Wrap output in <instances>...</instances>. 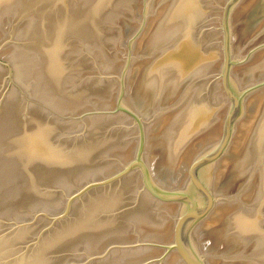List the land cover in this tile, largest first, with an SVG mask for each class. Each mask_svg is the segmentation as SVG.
<instances>
[{
  "label": "water",
  "instance_id": "obj_1",
  "mask_svg": "<svg viewBox=\"0 0 264 264\" xmlns=\"http://www.w3.org/2000/svg\"><path fill=\"white\" fill-rule=\"evenodd\" d=\"M0 264H264V0H0Z\"/></svg>",
  "mask_w": 264,
  "mask_h": 264
}]
</instances>
